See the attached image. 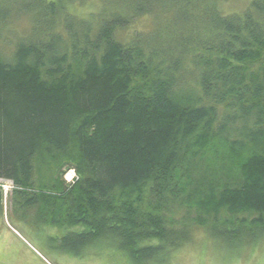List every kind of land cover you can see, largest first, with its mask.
<instances>
[{"label": "trees", "instance_id": "16d2710c", "mask_svg": "<svg viewBox=\"0 0 264 264\" xmlns=\"http://www.w3.org/2000/svg\"><path fill=\"white\" fill-rule=\"evenodd\" d=\"M224 1L0 0V213L137 263L264 236V0Z\"/></svg>", "mask_w": 264, "mask_h": 264}, {"label": "rangeland", "instance_id": "374dc122", "mask_svg": "<svg viewBox=\"0 0 264 264\" xmlns=\"http://www.w3.org/2000/svg\"><path fill=\"white\" fill-rule=\"evenodd\" d=\"M248 3L249 0H228L221 7L227 12H238ZM153 27V16H141L120 36L129 39L135 31L147 32ZM0 185L8 187L7 191L12 189L11 182L0 179ZM28 218L24 220L18 212H9L6 205L4 213H0V264H167L162 257L153 262H134L124 250L109 244L79 246L74 252L65 247V231ZM168 264H264V236L236 248L199 229L172 253Z\"/></svg>", "mask_w": 264, "mask_h": 264}, {"label": "built area", "instance_id": "2783aa9c", "mask_svg": "<svg viewBox=\"0 0 264 264\" xmlns=\"http://www.w3.org/2000/svg\"><path fill=\"white\" fill-rule=\"evenodd\" d=\"M66 179L69 183H74V181L77 179V174L74 170L69 171V173L66 175Z\"/></svg>", "mask_w": 264, "mask_h": 264}]
</instances>
